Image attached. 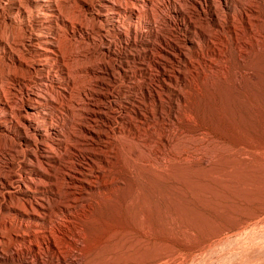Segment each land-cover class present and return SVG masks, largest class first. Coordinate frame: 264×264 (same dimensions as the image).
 I'll use <instances>...</instances> for the list:
<instances>
[{
    "label": "rangeland",
    "instance_id": "374dc122",
    "mask_svg": "<svg viewBox=\"0 0 264 264\" xmlns=\"http://www.w3.org/2000/svg\"><path fill=\"white\" fill-rule=\"evenodd\" d=\"M23 1L31 15L59 7L69 25L76 26L73 34L55 19L43 27L32 20L22 24L16 12L15 28L0 26L3 39L42 34V39L55 37L62 46L58 58L48 62H41L33 51L25 52L31 70L23 72L27 87L17 82L14 86L6 73L3 76L4 87L13 88L6 96L16 110L30 104L23 94L28 89L40 97L31 106L46 118L30 128L15 117L21 124L15 123L13 143L15 187L26 185L30 177L37 181L33 172H48V165L54 164L56 169L49 173L56 179L48 185V194L29 191L47 203L51 217L59 218L66 233L61 236L53 226L48 229L57 239V252L41 241L32 249L20 248L16 242L25 224L29 230H43L44 225L15 218L5 229L7 242L0 248V259L15 256V261L0 264H264V0H229L230 10L224 9L222 0H136L135 7L126 6V0H110L124 9L109 23L101 21L105 0H81L91 4L89 9L80 0H55L51 9ZM209 2L220 16L218 24L210 17ZM106 49L113 54H106ZM84 66L98 69L106 79L84 77ZM77 103L83 106L79 109ZM93 103L104 104L108 120L99 118L97 124L87 120ZM80 123L107 134L81 145L75 138L81 134ZM38 127L45 131L43 139L34 132ZM26 129L31 145L19 135ZM6 140L0 137V146L5 147L0 172L7 165L3 155L12 149ZM87 151L100 152L96 163L82 157ZM80 167L86 170L82 179L94 188H78L83 196L68 219L57 212V204L73 199L66 191L64 172ZM15 197V207L25 200L23 195Z\"/></svg>",
    "mask_w": 264,
    "mask_h": 264
},
{
    "label": "bare ground",
    "instance_id": "6f19581e",
    "mask_svg": "<svg viewBox=\"0 0 264 264\" xmlns=\"http://www.w3.org/2000/svg\"><path fill=\"white\" fill-rule=\"evenodd\" d=\"M29 3L31 4H36V5H39V6H42V7H46L48 9H51L53 7V4L55 3V0H28ZM58 1V0H57ZM63 1V0H61ZM67 1V0H66ZM94 1V0H93ZM98 1V0H97ZM106 3V9L105 11L103 12L102 15V18H101V21L105 22V23H109V21L111 22H114V19L115 17L118 15V13L123 10L124 8L119 5H116V3L114 2L111 3L110 0H105ZM114 1V0H113ZM143 1V0H142ZM248 1V0H247ZM256 1V0H255ZM23 0H0V26L1 25H5V24H12L15 28V12L16 14L19 15L22 24H24V22L26 23V20L30 21L32 20L35 24H37L38 27H43L44 24H47L48 22H50L52 19H55L56 21L60 20L61 23L64 25V27L66 29H68L69 31L71 30V32L73 34L74 31H75V27L72 26V24L69 25L68 21L64 18V16L61 15V12H59L58 8L52 10V11H49V13H37L36 15H31L29 13V11L24 7L23 5ZM80 2L82 3V5H84V7H86L87 9H89V5L91 4H87L84 3L83 1L80 0ZM79 2V3H80ZM87 2V1H86ZM120 2V0H119ZM145 2V1H144ZM166 2V1H165ZM213 2V0H212ZM243 2V1H242ZM27 3V2H26ZM63 3V2H62ZM89 3V2H88ZM95 3V2H94ZM93 3V4H94ZM123 2H121L122 4ZM150 4L152 3V1L149 2ZM214 3V2H213ZM246 3V2H245ZM251 3V2H250ZM25 4V3H24ZM57 4V3H56ZM60 4V3H59ZM58 4V5H59ZM77 4V3H76ZM130 5V6H133L135 7L136 4H137V1L136 0H126V6ZM209 14H210V17L212 18V20H214L217 24L220 22V16L219 14L216 12V8L214 6V9L216 11L213 10V7H212V3L209 2ZM248 4V3H247ZM56 5V7L58 6ZM80 5V4H79ZM231 5L230 4V1L229 0H222V6L224 7V9H227V10H230L231 8ZM244 5V4H243ZM250 5V4H249ZM74 6V5H72ZM204 6V5H202ZM254 6H255V3H254ZM29 7V6H28ZM27 7V8H28ZM61 7V6H60ZM63 7V6H62ZM61 7V8H62ZM65 7V6H64ZM63 7V8H64ZM69 7V6H68ZM71 7V6H70ZM93 7V6H92ZM158 7V5H157ZM252 7V6H251ZM259 7V5H258ZM80 8V7H79ZM159 8V7H158ZM68 9V8H67ZM72 9V8H71ZM83 9V8H82ZM144 9V8H143ZM169 9V8H168ZM220 9V8H219ZM249 9V8H248ZM261 9V8H260ZM126 10V9H125ZM139 10V9H138ZM142 10V9H141ZM32 11V10H30ZM66 11V10H65ZM71 11V10H70ZM84 11V10H83ZM146 11V10H144ZM67 12V11H66ZM65 12V13H66ZM97 12V11H96ZM100 12V11H99ZM157 12V11H156ZM164 12V11H163ZM75 13H76V10H75ZM82 13V12H81ZM95 13V12H94ZM159 13V12H158ZM73 14V12H72ZM120 14V13H119ZM179 14V13H178ZM68 15V14H67ZM70 15V14H69ZM78 16V15H77ZM84 16V15H83ZM235 16V15H234ZM252 16V15H251ZM71 17V15H70ZM157 17V16H156ZM72 18H74L72 16ZM94 18V16H93ZM254 18V17H253ZM77 19H79V17H77ZM158 19V18H157ZM252 19V18H251ZM71 19H69L70 21ZM96 20V19H95ZM234 20H235V17H234ZM256 20V19H255ZM18 22V20H16ZM88 21V20H87ZM91 21V20H90ZM94 21V20H92ZM91 21V22H92ZM226 21V20H225ZM31 22V21H30ZM29 22V23H30ZM73 22V21H72ZM77 23V21H75ZM74 22V23H75ZM241 22V21H240ZM252 22V21H251ZM249 22V23H251ZM79 23V22H78ZM82 23V22H81ZM84 23V22H83ZM95 23V22H93ZM92 23V24H93ZM198 23V22H197ZM228 23V22H227ZM80 24V23H79ZM89 24V23H88ZM243 24V23H242ZM59 25V24H58ZM97 25V24H96ZM23 26V25H22ZM60 26V25H59ZM91 26V25H90ZM209 26V25H208ZM254 26V24L252 25ZM6 27V26H5ZM88 27V26H87ZM93 27L95 28V26L93 25ZM157 27V26H156ZM213 27V26H212ZM236 27V26H235ZM245 27V26H244ZM257 27V26H256ZM1 28V27H0ZM9 28V27H8ZM7 28V29H8ZM12 28V27H11ZM83 28V26H82ZM202 28V27H201ZM226 28V27H224ZM2 29V28H1ZM6 29V28H5ZM4 29V30H5ZM98 29V28H97ZM103 29V28H102ZM208 29V28H207ZM245 29V28H244ZM9 30V29H8ZM7 30V31H8ZM10 30H13L10 29ZM33 30V29H32ZM55 30V29H54ZM87 30V29H86ZM106 30V29H104ZM254 30V29H253ZM252 30V31H253ZM15 31V30H13ZM28 31V30H27ZM210 31H213V30H210ZM2 32V31H1ZM16 32V31H15ZM18 28H17V33H18ZM63 32V31H62ZM259 32V31H258ZM3 33V32H2ZM13 33V32H12ZM205 36L206 34L204 32H202ZM255 33V32H254ZM8 34V33H7ZM16 34V33H14ZM20 34V33H19ZM91 34V33H90ZM213 34V33H211ZM210 34V35H211ZM247 34V33H246ZM9 35V34H8ZM13 35V34H12ZM42 35V34H41ZM40 34H30L29 37H20L19 40L17 39L15 41V39L13 38L12 41H10V39L7 37L4 38L5 35H2L0 36V53H1V57H0V61L1 59L3 58L5 60V62H8L5 63V62H0V137L1 139L4 138L5 140L7 139H10V142H11V145H12V149H7L6 152L9 151L8 154H6V157L3 155L6 163L4 164H7L6 167L1 170L0 172V213H2L4 216H3V219L0 221V248L2 247V245L7 242L6 241V236H5V229H7V227L9 226H13L14 223H15V218L17 219H22L23 221H25L26 223H29V224H42L44 225L43 226V230H29V225L28 224H25V230L21 233V235H19L20 237V240L17 241V246H19L20 248H30L32 249L31 247L33 246L34 242L36 241H41L47 248H50L52 249L53 251L57 252L60 248L56 245V241L53 237V235L51 234L50 230H48L49 228H51L52 226L54 227V229L57 231L58 234H60L61 236L65 235V231L63 229V224L61 222L58 221V219H53L49 213V206L47 205V203L44 202L43 199L39 198V197H36L35 195L31 194L29 190H31L30 188H34L36 190H39L40 194L44 195V194H48V185L49 184H54L53 182L55 181V177L54 175L51 174V172L54 170V164L53 165H48V170L51 171L49 173L46 172V171H41L40 169L37 170V171H34L33 172V176L35 179H37V181L34 179H31L28 178V182L26 183V185H18V187L16 188L15 187V172H14V169H15V147L13 145V143L15 142V123L18 125L20 124L22 121H21V118L22 120L24 121V123L26 125H28L30 128L31 127H35L38 125V123H36L38 121V119H46L44 116H45V113L41 112V111H38V108L35 107V106H31L32 104V101H34V103H39V96L37 97V95L35 96L33 93H31L28 89L24 90L23 94H25L29 99H28V102L30 104H25L23 103L22 104V107L21 108H18L17 110L15 109V102H11L10 100L12 99H8L7 96H6V92L8 91H12L11 89L13 88H5L4 86V76L3 74L6 73L9 77V79H12L11 81L14 83V86H15V82L19 83V84H24L23 86L27 87L28 83L26 81V78H25V75L26 72H28L30 70V66L28 65V61L26 62L25 61V56L23 57V55L25 54L26 51L30 50V51H33L35 54H38L40 58H42L43 60L41 62H45L48 60H50L52 57H55V58H58L59 54L62 53L60 52V48H62V46H58L57 45V38L54 37V39H50L48 37V40H44L42 39V37L44 36H41ZM61 35V34H60ZM214 35V34H213ZM237 35V34H236ZM11 37V35H9ZM17 36V35H16ZM15 35L13 37H16ZM24 36V34L22 35ZM63 36V35H62ZM238 36V35H237ZM241 36V35H240ZM18 38V37H17ZM252 38V37H251ZM61 39V38H60ZM64 39V38H63ZM78 39V38H77ZM239 39V38H236V40ZM71 40V39H69ZM68 40V41H69ZM42 41L44 42V46L41 47V43ZM64 41H67L66 39ZM70 42V41H69ZM81 42V41H80ZM247 42V40H246ZM254 42V41H253ZM65 43L62 41V44ZM190 43L191 44H194L193 40H190ZM200 43V42H199ZM241 43V42H240ZM259 43V42H258ZM60 43V45H62ZM83 44V42H82ZM86 44V43H85ZM242 44V43H241ZM72 45V44H71ZM70 45V46H71ZM74 45V44H73ZM200 45V44H198ZM216 45V44H215ZM238 46V45H237ZM60 47V48H59ZM65 47V45H64ZM63 47V49H65ZM69 47V45H68ZM254 47V46H253ZM73 48V47H72ZM87 48V47H86ZM90 48V47H89ZM186 48V47H185ZM68 49V48H67ZM237 49V48H236ZM246 49V48H245ZM69 50V49H68ZM67 50V51H68ZM74 50V48H73ZM87 50V49H86ZM219 50V49H218ZM247 51V50H246ZM63 52H65L63 50ZM74 52V51H73ZM81 52V51H80ZM31 53V52H30ZM67 53V52H66ZM105 53L108 54V55H112L113 53L109 50V49H106L105 50ZM104 53V54H105ZM68 54V53H67ZM75 54V53H74ZM73 54V55H74ZM78 54V52L76 53ZM187 54V53H186ZM248 54V53H247ZM190 55V54H189ZM66 56V54H65ZM77 56V55H76ZM88 55H86L87 57ZM179 56V55H178ZM242 56V55H241ZM64 57V56H63ZM68 57V56H66ZM107 57V56H106ZM188 58V57H187ZM29 59V58H27ZM64 59V58H63ZM92 58H90L91 60ZM67 60V59H66ZM242 60V59H241ZM247 60V59H246ZM31 61V60H30ZM74 61V60H73ZM88 61V60H87ZM244 61V60H243ZM34 61H32L33 63ZM81 62V61H80ZM221 62V61H220ZM30 63V62H29ZM31 63V65H32ZM39 63V62H38ZM86 63V62H85ZM84 63V64H85ZM181 63V61H180ZM70 64V62H69ZM74 64V63H73ZM82 63V65H84ZM183 64V63H182ZM44 65V64H43ZM81 65V64H79ZM219 65V64H218ZM40 66V65H39ZM78 66V65H77ZM90 66V65H89ZM180 66V65H179ZM33 68V66H31ZM73 67V66H72ZM80 67V66H79ZM85 67V66H84ZM71 68V67H70ZM68 68V69H70ZM78 68V67H77ZM76 68V69H77ZM249 68V67H248ZM98 70V69H97ZM95 70L94 68L92 67H85L83 68V70L81 69V71L84 74V77H86L85 75L87 76H90L92 79H94V81H100L102 78L101 76V73H99V71ZM15 71H20L22 72V75L24 77H21V76H18V72H15ZM31 71V70H30ZM71 70H69L70 72ZM174 71V70H173ZM179 71V70H178ZM19 72V73H20ZM23 72H25L23 74ZM72 72V71H71ZM77 72V71H76ZM181 72V70H180ZM33 73V71H32ZM74 73V72H73ZM182 73V72H181ZM30 74V73H29ZM37 74V73H36ZM71 74V73H70ZM187 74V73H186ZM72 75V74H71ZM28 76V75H27ZM30 76V75H29ZM28 76V77H29ZM77 76V75H76ZM74 76V77H76ZM83 76V75H82ZM31 77V76H30ZM39 77V76H38ZM57 77V75H56ZM70 77V76H69ZM72 77V76H71ZM89 77V79H90ZM25 78V79H24ZM35 78V77H34ZM58 78V77H57ZM73 78V77H72ZM80 78V77H79ZM87 78V77H86ZM43 79V78H42ZM77 79V78H76ZM85 79V78H84ZM106 79V78H105ZM103 79V80H105ZM177 79V78H176ZM179 79V78H178ZM75 80V79H74ZM88 80V79H87ZM10 81V80H9ZM10 81V82H11ZM32 81V80H31ZM30 81V82H31ZM86 81V80H85ZM89 81V80H88ZM92 81V80H91ZM166 81V80H165ZM9 82V83H10ZM61 82V81H60ZM80 82V81H79ZM106 82V81H105ZM37 83V82H36ZM83 83V81H82ZM98 83V82H97ZM100 83V82H99ZM110 83V82H109ZM7 84V83H6ZM11 84V83H10ZM74 84V83H73ZM87 84V82H86ZM102 84H103V81H102ZM106 84V83H105ZM47 85V84H46ZM51 85V84H50ZM83 85V84H82ZM81 85V86H82ZM107 87L109 88L110 85L109 84H106ZM36 86V85H34ZM54 86V85H53ZM92 86V85H91ZM49 87V86H48ZM173 87V86H172ZM69 88V87H68ZM74 88H76L74 86ZM79 88V87H78ZM88 88V87H87ZM42 89V88H41ZM53 89V88H52ZM83 89V87H82ZM31 90H32V87H31ZM38 90V89H37ZM49 90V88H48ZM55 90V88H54ZM53 90V91H54ZM65 90V89H64ZM67 90V89H66ZM79 90V89H78ZM81 90V89H80ZM98 90V89H97ZM33 91V90H32ZM42 91V90H41ZM68 91V90H67ZM96 91V90H94ZM109 91V90H108ZM21 92V91H20ZM45 92V91H44ZM55 92V91H54ZM73 92V91H72ZM77 92V91H76ZM103 92V91H102ZM38 93V92H37ZM70 93V92H69ZM74 93V92H73ZM81 93V91H80ZM22 94V93H21ZM36 94V92H35ZM39 94V93H38ZM56 94V93H55ZM58 94V92H57ZM105 94V93H104ZM14 97H15V93H13ZM41 95V94H39ZM47 95V94H46ZM59 95V94H58ZM75 95V94H73ZM80 95V94H79ZM86 97H87V91H86ZM91 97L93 96L92 94H90ZM12 96V95H11ZM71 96V95H70ZM89 96V95H88ZM43 97V96H42ZM45 97V96H44ZM50 97V96H49ZM54 98V97H53ZM74 98V97H73ZM89 98V97H87ZM48 99V98H47ZM57 99V98H54V100ZM67 99V98H66ZM65 99V100H66ZM15 100V99H14ZM22 100V98H21ZM53 100V101H54ZM61 100V99H60ZM69 100V99H68ZM73 100V99H72ZM77 100V99H76ZM75 100V101H76ZM81 100V99H80ZM79 100V101H80ZM89 100V99H88ZM55 101H58V100H55ZM70 101V100H69ZM59 102V101H58ZM63 102V101H62ZM83 102V101H81ZM87 102V101H86ZM100 103V102H99ZM97 104V103H93L91 106H93V110L91 111V113L88 116L87 120H89V122H92L94 124H97V119L101 118V119H104V121L108 120L107 118V114H105L103 112L104 110V107L103 105H100V104ZM64 104H66L64 102ZM77 107H79V109L83 106V103L82 105L77 103ZM106 104V103H105ZM74 105V104H73ZM72 105V106H73ZM86 105V103L84 104ZM107 106V104H106ZM64 107V106H63ZM69 107V106H68ZM87 107V106H86ZM59 108V107H58ZM49 109V108H48ZM51 109V108H50ZM74 109V107H73ZM71 108V110H73ZM77 111L79 110L78 108H76ZM84 109V108H83ZM87 109V108H85ZM56 111V110H55ZM75 111V110H74ZM86 111V110H85ZM54 112V111H53ZM87 112V111H86ZM48 114V113H47ZM51 114V113H50ZM66 114V113H65ZM70 114V113H69ZM82 114V113H80ZM79 114V115H80ZM76 116V115H75ZM81 116V115H80ZM17 117V119L20 120V123H18V120L15 118ZM70 118V116H68ZM78 116H76V119ZM86 117V116H85ZM75 118V117H74ZM82 118V117H81ZM73 119V118H72ZM75 120V119H74ZM65 121V120H64ZM63 121V122H64ZM59 122V121H58ZM71 122V121H70ZM82 122V121H81ZM138 122V121H137ZM53 123V122H52ZM67 123V122H66ZM79 123V122H78ZM57 124V123H56ZM72 124V123H71ZM21 125V124H20ZM99 125V124H98ZM109 125V124H108ZM24 126V125H23ZM58 126V125H57ZM60 126V125H59ZM78 127V126H77ZM80 127V132L81 134L78 135V132H77V136H75L76 140L78 143H81V145H86V144H89L90 141L91 142H94V140L96 139H102V137L104 136V134H107V133H102L100 130L97 131L95 130L94 128H92V126L90 124H84V123H80L79 125ZM100 127V126H98ZM110 127V126H109ZM25 128V127H24ZM62 128V127H61ZM73 129V127H72ZM101 129V128H100ZM116 129V128H115ZM63 130V129H62ZM66 130V129H65ZM77 130V129H76ZM112 131V130H111ZM114 131V130H113ZM34 132L35 134L43 139L44 136H45V131L42 130L40 127L38 128H35L34 129ZM108 132V130H107ZM72 133V131H71ZM75 134V131L73 132ZM115 133V131H114ZM67 134V133H66ZM69 134V133H68ZM110 134V133H109ZM20 138L26 142L28 145L31 143H29L30 141V137H29V133L27 132V129L26 131L23 130L20 132ZM34 135V134H33ZM64 135V134H63ZM116 135V134H115ZM66 136V135H65ZM107 136V135H106ZM125 136V135H124ZM114 137V136H113ZM115 138V137H114ZM34 139V138H33ZM71 139V138H69ZM117 139V138H116ZM6 140V141H7ZM35 140V139H34ZM68 140V139H66ZM2 141V140H1ZM4 141V140H3ZM61 141V140H60ZM63 141V140H62ZM74 141V140H73ZM72 141V142H73ZM103 141V140H102ZM9 142V141H8ZM6 142V143H8ZM71 142V141H70ZM71 142V143H72ZM75 142V141H74ZM5 143V142H4ZM99 143V142H98ZM115 143V142H114ZM37 144V143H36ZM69 144V143H67ZM74 144V143H73ZM91 144V143H90ZM50 145V144H49ZM78 145V144H77ZM74 144L73 146V149H75L76 151H79L78 149V146ZM100 145V144H99ZM37 146V145H36ZM53 146V145H51ZM80 146V145H79ZM55 147V146H54ZM67 148V146H66ZM101 148V147H100ZM99 148V149H100ZM39 149V147H38ZM44 149V148H42ZM19 150V149H18ZM69 150V149H68ZM67 150V152H68ZM85 150V149H84ZM87 150V148H86ZM114 150V148H113ZM5 151V147L4 146H0V153ZM46 151V149H45ZM49 151V150H48ZM52 151V150H50ZM56 151V149H55ZM59 151V149L57 150ZM61 151V150H60ZM66 151V150H65ZM90 151V149H89ZM92 151V150H91ZM97 151V150H95ZM95 151L93 152H88V154H81L82 157H85L86 161L90 162V163H94L97 159H99V154L100 152L98 151L97 154L95 153ZM5 152V153H6ZM11 152V154H10ZM29 152V151H28ZM35 152V151H33ZM40 152V151H39ZM42 152V151H41ZM47 152V151H46ZM53 152V151H52ZM80 152V151H79ZM4 153V152H3ZM2 153V154H3ZM14 153V154H13ZM17 153H20L19 151ZM26 153V152H25ZM103 153V152H101ZM33 154V153H32ZM36 154V152H35ZM57 154V153H56ZM68 154V153H66ZM71 154V153H70ZM74 154V153H73ZM108 154V153H107ZM20 155H24V154H20ZM34 155V154H33ZM36 155H39L38 153ZM64 155V154H62ZM62 155H60L59 157H61ZM105 155V154H104ZM19 156V155H18ZM42 156V155H41ZM58 156V155H57ZM69 156V154H68ZM108 156V155H107ZM36 157V156H35ZM47 157V156H46ZM45 157V158H46ZM50 157V156H49ZM56 157V156H55ZM106 157V156H105ZM112 157V156H111ZM26 158V157H25ZM40 159V158H39ZM30 160V158H29ZM38 160V159H37ZM109 160V159H108ZM4 161V162H5ZM32 161V160H31ZM30 162V161H29ZM74 162V161H73ZM72 162V163H73ZM110 162V161H109ZM108 162V163H109ZM96 163V162H95ZM112 163V162H111ZM30 164V163H29ZM88 164V163H87ZM151 164V163H150ZM34 166V164H32ZM39 166V164H37ZM64 165V164H63ZM81 165V164H80ZM113 165V164H111ZM100 166V165H99ZM104 166V165H102ZM35 167V166H34ZM37 167V166H36ZM41 167V165H40ZM59 167V166H58ZM57 167V168H58ZM84 167V166H83ZM92 167V166H91ZM44 168H47L44 166ZM44 168H41L44 170ZM105 168V167H104ZM56 169V168H55ZM62 169V168H61ZM87 169V168H86ZM46 170V169H45ZM71 170V169H70ZM91 170V169H90ZM103 170V169H102ZM107 170V168H106ZM113 170V169H112ZM57 171V170H56ZM60 171V170H59ZM73 171V170H71ZM85 171L86 170H82V167H80V169L77 171L75 170L74 172L72 173H65L64 174H67L66 176V184L68 185L66 187V191H69V192H72V195H73V199L72 200H67V202L69 201V203L65 204H57V202L59 200H57L56 204L58 205L57 206V212L62 214V215H65L66 217H68V219L72 216V211L73 210H76V200L78 199V197H82L83 196V193L78 189L80 186L83 188V189H86V190H93V186L89 185L91 183H87L86 180L84 181V179H82L86 174H85ZM58 172V171H57ZM101 172V171H100ZM112 172V171H111ZM60 173V172H59ZM28 174V173H27ZM173 174V173H172ZM58 175V174H57ZM98 175L99 173L97 174V178H98ZM93 176V175H92ZM95 176V175H94ZM107 176V175H106ZM114 176V175H113ZM58 178V177H57ZM104 178V177H103ZM109 178V177H108ZM115 178V177H114ZM59 180V179H58ZM109 180V179H108ZM115 180V179H114ZM117 180V179H116ZM122 181V180H121ZM65 182V181H64ZM62 182V183H64ZM98 182V181H97ZM108 182V181H107ZM111 182H114L113 180ZM96 183V182H95ZM105 183V182H104ZM109 183V182H108ZM107 183V185H109ZM115 183V182H114ZM119 183V182H118ZM59 185V184H57ZM56 185V186H57ZM99 185V184H98ZM51 186V185H50ZM60 186V185H59ZM97 186V185H96ZM104 186V185H103ZM60 188V187H59ZM33 190V189H32ZM31 190V191H32ZM62 191V190H61ZM64 191V190H63ZM89 193V192H88ZM101 193V192H100ZM62 194V193H61ZM70 194V193H69ZM92 194V193H90ZM108 194V193H106ZM15 195L18 196V198H21V195H23L25 198L24 202L22 203H19V206L17 204V207H15V201H17V199L15 200ZM54 195V194H53ZM68 194H66L67 196ZM69 196V195H68ZM67 196V197H68ZM71 196V195H70ZM64 197V196H63ZM102 197V196H101ZM61 198V196H60ZM63 199V198H62ZM66 199V198H64ZM81 199V198H80ZM89 199V198H88ZM21 200V199H19ZM46 200V199H45ZM87 200V199H86ZM92 200V199H90ZM54 201V200H53ZM62 201V200H61ZM78 201V200H77ZM81 201V200H79ZM78 201V202H79ZM83 201V200H82ZM52 203V202H51ZM55 203V202H54ZM61 203V202H60ZM50 205V204H49ZM55 205V204H54ZM84 205V204H83ZM52 207V206H51ZM50 207V208H51ZM54 208V207H53ZM52 208V209H53ZM81 209V208H80ZM55 211V210H54ZM56 212V213H57ZM1 216V215H0ZM61 217V216H60ZM64 218V217H63ZM65 220V218H64ZM49 226V227H48ZM51 226V227H50ZM70 227V226H69ZM70 229V228H69ZM8 233L9 231L6 230ZM78 231V230H77ZM55 232V231H54ZM68 232V231H67ZM70 232V231H69ZM73 232V231H72ZM79 232V231H78ZM53 233V232H52ZM18 235V234H17ZM10 236V235H9ZM8 236V237H9ZM56 236V235H55ZM73 237V236H72ZM71 238V237H70ZM63 240V239H61ZM11 241V240H10ZM77 241V240H76ZM40 242V243H41ZM67 242V241H66ZM59 243V242H58ZM62 243V242H61ZM60 243V244H61ZM6 244V243H5ZM13 244V242H12ZM9 245V244H8ZM14 245H15V241H14ZM69 245V244H68ZM68 245L66 246L67 248ZM5 246V245H4ZM43 246V245H42ZM62 247V246H60ZM71 247V246H70ZM6 248V247H5ZM74 249V248H73ZM4 250V249H3ZM71 250V249H70ZM75 250V249H74ZM19 251V249H18ZM62 252V250H61ZM5 255V254H4ZM63 255V253H62ZM5 256H8V255H5ZM67 256V255H66ZM65 256V257H66ZM34 257V256H33ZM12 261H15V256H8V257H4L3 259H0V263H9V262H12ZM61 262V261H60ZM24 264H32V263H29V262H25ZM36 264V263H35Z\"/></svg>",
    "mask_w": 264,
    "mask_h": 264
}]
</instances>
